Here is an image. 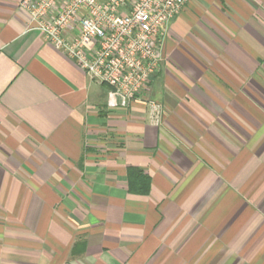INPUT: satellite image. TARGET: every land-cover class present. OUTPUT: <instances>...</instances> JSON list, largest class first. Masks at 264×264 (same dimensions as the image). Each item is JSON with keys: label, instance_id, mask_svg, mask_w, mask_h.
I'll use <instances>...</instances> for the list:
<instances>
[{"label": "crops", "instance_id": "obj_1", "mask_svg": "<svg viewBox=\"0 0 264 264\" xmlns=\"http://www.w3.org/2000/svg\"><path fill=\"white\" fill-rule=\"evenodd\" d=\"M20 2L0 0V264H264V0H192L128 109Z\"/></svg>", "mask_w": 264, "mask_h": 264}, {"label": "built area", "instance_id": "obj_2", "mask_svg": "<svg viewBox=\"0 0 264 264\" xmlns=\"http://www.w3.org/2000/svg\"><path fill=\"white\" fill-rule=\"evenodd\" d=\"M192 0H21L33 28L91 78L108 87L107 104L150 101L159 48Z\"/></svg>", "mask_w": 264, "mask_h": 264}, {"label": "trees", "instance_id": "obj_3", "mask_svg": "<svg viewBox=\"0 0 264 264\" xmlns=\"http://www.w3.org/2000/svg\"><path fill=\"white\" fill-rule=\"evenodd\" d=\"M146 183L148 184V180H146Z\"/></svg>", "mask_w": 264, "mask_h": 264}]
</instances>
